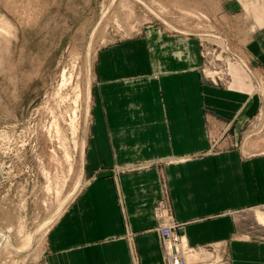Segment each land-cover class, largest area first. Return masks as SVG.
I'll list each match as a JSON object with an SVG mask.
<instances>
[{"label": "crops", "instance_id": "1", "mask_svg": "<svg viewBox=\"0 0 264 264\" xmlns=\"http://www.w3.org/2000/svg\"><path fill=\"white\" fill-rule=\"evenodd\" d=\"M239 33L235 53L264 76V23ZM201 63L196 37L155 25L99 51L89 178L47 234V264H164L153 214L163 182L188 245L223 241L229 264H264V241L249 228L264 204V151L245 158L241 146L262 99L211 85ZM223 131L232 146L213 150Z\"/></svg>", "mask_w": 264, "mask_h": 264}, {"label": "rangeland", "instance_id": "2", "mask_svg": "<svg viewBox=\"0 0 264 264\" xmlns=\"http://www.w3.org/2000/svg\"><path fill=\"white\" fill-rule=\"evenodd\" d=\"M250 22L264 23V0H0V264H47V234L89 178L84 153L97 54L146 26L196 37L201 77L262 99L241 146L245 158L264 151V76L234 50ZM224 135L211 138L213 150L232 146ZM161 189L153 214L164 264L162 226L196 251L186 264H229L226 242L187 244L164 182ZM250 213L249 228L264 241V204Z\"/></svg>", "mask_w": 264, "mask_h": 264}, {"label": "built area", "instance_id": "3", "mask_svg": "<svg viewBox=\"0 0 264 264\" xmlns=\"http://www.w3.org/2000/svg\"><path fill=\"white\" fill-rule=\"evenodd\" d=\"M173 228L170 226L161 227V235L163 238H167L166 242V252H167V264H186L188 258L196 252H191L184 245L183 241L178 240L172 233ZM180 241V242H179ZM186 262V263H185ZM189 264V263H188Z\"/></svg>", "mask_w": 264, "mask_h": 264}, {"label": "bare ground", "instance_id": "4", "mask_svg": "<svg viewBox=\"0 0 264 264\" xmlns=\"http://www.w3.org/2000/svg\"><path fill=\"white\" fill-rule=\"evenodd\" d=\"M258 219L260 220V221H263V220H261L262 219V216H260L259 214H258ZM196 252V251H195ZM199 255V254H198ZM192 261V260H191Z\"/></svg>", "mask_w": 264, "mask_h": 264}]
</instances>
